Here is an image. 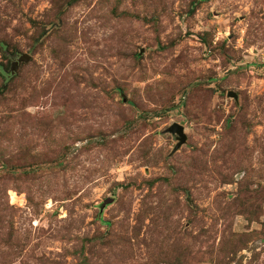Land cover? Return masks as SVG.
<instances>
[{"label":"rangeland","instance_id":"1","mask_svg":"<svg viewBox=\"0 0 264 264\" xmlns=\"http://www.w3.org/2000/svg\"><path fill=\"white\" fill-rule=\"evenodd\" d=\"M0 264H264V0H0Z\"/></svg>","mask_w":264,"mask_h":264},{"label":"water","instance_id":"2","mask_svg":"<svg viewBox=\"0 0 264 264\" xmlns=\"http://www.w3.org/2000/svg\"><path fill=\"white\" fill-rule=\"evenodd\" d=\"M28 59H29L28 55L19 54L17 56V58L15 60H13L12 71H14L17 68V66L19 65V63L21 61L26 62ZM227 96H232L233 98H236L235 93L232 91H228ZM166 132L176 136L177 143L175 145V148H178L185 141V135L183 133V127L177 123H173L169 127H167ZM107 201H110V200H107ZM107 201L102 203L101 206H104L105 203H108Z\"/></svg>","mask_w":264,"mask_h":264},{"label":"trees","instance_id":"3","mask_svg":"<svg viewBox=\"0 0 264 264\" xmlns=\"http://www.w3.org/2000/svg\"><path fill=\"white\" fill-rule=\"evenodd\" d=\"M3 48V47H2Z\"/></svg>","mask_w":264,"mask_h":264}]
</instances>
